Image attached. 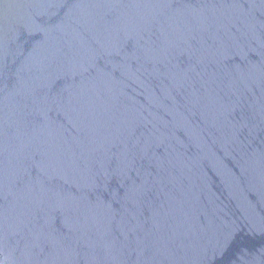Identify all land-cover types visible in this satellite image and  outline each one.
<instances>
[{
    "label": "water",
    "instance_id": "95a60500",
    "mask_svg": "<svg viewBox=\"0 0 264 264\" xmlns=\"http://www.w3.org/2000/svg\"><path fill=\"white\" fill-rule=\"evenodd\" d=\"M0 264H264V0H0Z\"/></svg>",
    "mask_w": 264,
    "mask_h": 264
}]
</instances>
